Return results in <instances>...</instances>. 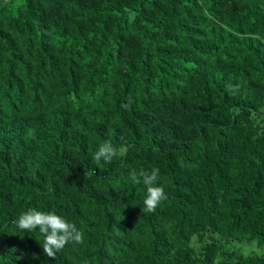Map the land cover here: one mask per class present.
Returning <instances> with one entry per match:
<instances>
[{
  "label": "trees",
  "instance_id": "1",
  "mask_svg": "<svg viewBox=\"0 0 264 264\" xmlns=\"http://www.w3.org/2000/svg\"><path fill=\"white\" fill-rule=\"evenodd\" d=\"M104 142L126 152L95 161ZM153 168L146 213L130 174ZM29 208L81 241L48 257ZM252 244L264 0H0V264H264Z\"/></svg>",
  "mask_w": 264,
  "mask_h": 264
},
{
  "label": "clouds",
  "instance_id": "2",
  "mask_svg": "<svg viewBox=\"0 0 264 264\" xmlns=\"http://www.w3.org/2000/svg\"><path fill=\"white\" fill-rule=\"evenodd\" d=\"M124 107H127L126 105ZM126 147L116 149L111 142H104L94 153L95 161L103 160L105 163H111L117 155H123ZM159 177V169L153 168L152 171H142L139 174L132 172L130 178L134 184L143 183L146 187V193L143 200L142 212L152 213L156 210L161 201L166 200L167 196L162 187L155 186ZM17 227L21 230L32 231L39 229L44 240L42 249L45 255L55 258V255L70 241H81L82 234L72 223L65 221L55 212H42L35 208H29L15 221Z\"/></svg>",
  "mask_w": 264,
  "mask_h": 264
},
{
  "label": "rangeland",
  "instance_id": "3",
  "mask_svg": "<svg viewBox=\"0 0 264 264\" xmlns=\"http://www.w3.org/2000/svg\"><path fill=\"white\" fill-rule=\"evenodd\" d=\"M238 245H240V243H237V242H232L229 244L230 247H239ZM264 250L260 249V248H257V246L255 244H252V245H249L248 248L245 250V253H251V252H255L257 254H260L262 253Z\"/></svg>",
  "mask_w": 264,
  "mask_h": 264
}]
</instances>
